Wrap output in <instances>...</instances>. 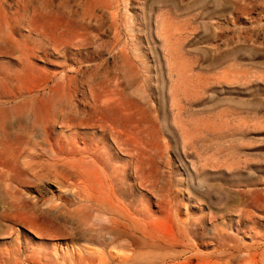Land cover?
Masks as SVG:
<instances>
[{
    "label": "rangeland",
    "instance_id": "1",
    "mask_svg": "<svg viewBox=\"0 0 264 264\" xmlns=\"http://www.w3.org/2000/svg\"><path fill=\"white\" fill-rule=\"evenodd\" d=\"M0 264H264V0H0Z\"/></svg>",
    "mask_w": 264,
    "mask_h": 264
},
{
    "label": "bare ground",
    "instance_id": "2",
    "mask_svg": "<svg viewBox=\"0 0 264 264\" xmlns=\"http://www.w3.org/2000/svg\"><path fill=\"white\" fill-rule=\"evenodd\" d=\"M22 112V111H21ZM95 169V168H94ZM91 172H93V171H91ZM94 175V174H93ZM98 179V178H97ZM92 181V180H91ZM116 189V188H115Z\"/></svg>",
    "mask_w": 264,
    "mask_h": 264
}]
</instances>
